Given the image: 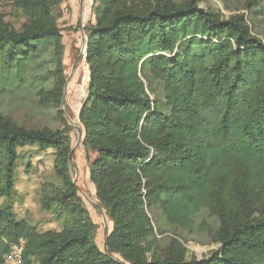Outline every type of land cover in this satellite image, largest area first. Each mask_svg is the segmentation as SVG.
Returning <instances> with one entry per match:
<instances>
[{"label":"trees","instance_id":"obj_1","mask_svg":"<svg viewBox=\"0 0 264 264\" xmlns=\"http://www.w3.org/2000/svg\"><path fill=\"white\" fill-rule=\"evenodd\" d=\"M63 1L14 0L29 19L21 28L0 16V73H20L50 42L58 106L65 77L53 10ZM93 10L79 120L86 156L94 155L90 179L112 222L106 250L70 173L71 126L33 129L0 115V197L11 196L19 147L53 149L64 189L42 206L56 203L68 217L61 231L39 233L2 210L0 264L20 238L22 264H264V45L245 15L223 19L195 0H94ZM154 205L184 228L211 208L221 246L202 259L187 258L177 238L162 248Z\"/></svg>","mask_w":264,"mask_h":264},{"label":"rangeland","instance_id":"obj_2","mask_svg":"<svg viewBox=\"0 0 264 264\" xmlns=\"http://www.w3.org/2000/svg\"><path fill=\"white\" fill-rule=\"evenodd\" d=\"M161 1L184 6L189 0ZM195 2L201 9L219 13L223 19L234 14H244L251 31L264 45V0ZM93 5L94 0H64L53 10L62 36L65 77L63 88L67 84L61 104L58 106L51 98L59 77L54 47L46 42L40 53L23 65L20 73L15 69L8 76L0 73V115L8 117L16 125L33 129L56 130L62 128L65 121L71 126L70 173L76 181L85 207L97 225L94 241L99 249L105 251L112 222L105 211L103 213L93 204L98 203L95 185L90 179V164L94 155L91 159L86 156L82 144L83 129L79 120L90 80L86 57L79 59V56L85 48L86 29L96 22ZM0 16L16 28H21L29 21L15 6L14 0H0ZM207 61L210 64V60ZM79 128L82 130L81 137ZM56 157L53 149L41 150L37 145L19 147L12 193L10 197H0V212L9 208V217L11 215L16 221L27 220L39 233L61 231L68 223L63 207L54 203L50 210H45L42 206L45 194L56 195L64 189L62 179L57 173ZM260 197L264 203V196ZM151 216L159 232L158 240L162 248L168 244L170 238H177L186 248L187 258L202 259L209 258L221 246L214 238L220 227V219L211 208L204 207L193 215L195 225L192 228L171 223L158 205L152 207Z\"/></svg>","mask_w":264,"mask_h":264},{"label":"built area","instance_id":"obj_3","mask_svg":"<svg viewBox=\"0 0 264 264\" xmlns=\"http://www.w3.org/2000/svg\"><path fill=\"white\" fill-rule=\"evenodd\" d=\"M25 239L20 238L4 255V264H22Z\"/></svg>","mask_w":264,"mask_h":264},{"label":"water","instance_id":"obj_4","mask_svg":"<svg viewBox=\"0 0 264 264\" xmlns=\"http://www.w3.org/2000/svg\"><path fill=\"white\" fill-rule=\"evenodd\" d=\"M87 44H88V42H87V38H86V40H85V48L82 50V52H81V54H80V56H79V59H82V58H85L86 57V50H87ZM68 81H69V78L67 79V83H68ZM66 91H67V84H66V86L64 87V94L66 93ZM79 134H80V137H81V134H82V130L79 128ZM83 144V143H82ZM74 150V147L72 148V151ZM70 158H71V154H70ZM74 181H75V179H73ZM76 182V181H75ZM91 202H93V201H91ZM93 204L99 209V210H101L103 213H104V209L99 205V203H97V202H93Z\"/></svg>","mask_w":264,"mask_h":264}]
</instances>
